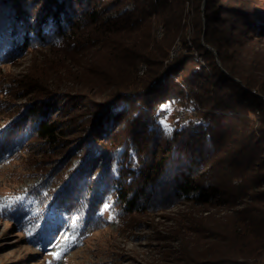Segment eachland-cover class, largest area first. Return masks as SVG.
<instances>
[{
  "label": "trees",
  "instance_id": "obj_1",
  "mask_svg": "<svg viewBox=\"0 0 264 264\" xmlns=\"http://www.w3.org/2000/svg\"><path fill=\"white\" fill-rule=\"evenodd\" d=\"M191 1L192 15L190 11L188 13L196 38L200 39L202 18L210 22L213 14L209 13L218 10L214 6H206L201 11L198 2ZM186 2L189 0H36L31 5L27 0H0V59L7 57L13 49L24 54V51L33 47L34 40L55 48L68 58L74 55L87 58L89 54L101 53L108 58V63L113 64L106 66L105 63L110 70L105 72L114 75L120 71L125 78L109 79L107 75L98 78L96 69L90 72L86 70V65H82L79 68L83 70L82 76L77 74L70 83L76 86L75 89L82 88L77 91L80 96L77 98L86 99L91 105H87L90 108L85 114H96V110L100 112L114 102H124L136 115L131 117L132 120H126V123L138 122L140 116L137 129L132 133L135 137L136 134H148L147 145L152 150V154L147 157L148 153L141 151L134 136L118 132L119 129L113 130L112 124L117 123L114 117L111 125L107 126L106 116L94 126L91 125L92 130L84 139L76 136L79 150L89 148L90 154L96 150L97 144L89 136L104 140L103 144H110L105 147L110 153L118 146L124 147L123 157L129 156V150L134 151L137 158V163L133 165L137 169L134 176H138V179L132 177L127 183L124 181L126 173H121V169L120 177L115 178L109 169L94 174L91 167L77 179L74 177L76 181L72 184H66L68 178L64 174L61 179L56 176L59 180L51 186L49 180L46 183L44 179L41 184L20 191L8 204L9 219L22 228L33 225V229L27 232L30 243L43 247L62 227L66 229L72 224L77 227L76 235L87 234L102 217L101 210L105 205L111 210L116 203L122 204L127 212L140 210L139 199L150 197L155 186L162 184L166 178H171L170 192L177 199H186L202 206L233 205L235 193L243 195L260 186V171L254 167L256 163L245 156L256 151L252 143L257 137L252 125L254 119H251L250 114L260 111L264 106L263 81L256 76L257 72H264V51L260 58L236 64L222 57L220 65L208 49L202 52L195 49L199 54L194 55L189 45L194 41L186 40L188 28L182 22ZM127 4L131 6L130 9L106 14ZM263 11L254 5L237 8L236 14L244 18L247 24V29L243 31L246 34L243 36L247 38H238L235 45L253 50L262 43L253 41L255 37L252 34H256V39L264 37ZM160 27L164 28L165 35L158 40L156 31ZM3 29H8L7 33ZM177 39H182V43L190 49L177 61L181 62L178 65H188V71L179 82L170 85L166 72L174 73L176 68L174 63L167 70L163 66L169 58L170 46ZM204 40L216 49L219 46L216 43L218 41L209 37L207 32ZM68 60L76 66L75 58ZM142 63L152 68L145 77L138 75V67ZM115 65L121 66L123 70H116L113 68ZM97 70L100 75L104 72L99 67ZM91 75L97 77L93 79ZM237 75L239 79H236ZM25 85L30 86V82L26 81ZM253 89L254 93L251 92ZM35 90L40 89L34 86L31 92ZM95 94L96 97L100 94L99 99H93ZM168 94L172 98L165 97ZM193 100L200 105L197 121L191 118L182 121L173 117V121L167 125L171 131L166 132L157 118L159 111L168 104L184 105ZM255 101L262 105L258 108L253 103ZM53 108V105L48 104L31 106L29 115L36 118L31 125L28 124L24 133L33 130L32 133L38 139L49 144L63 142L64 146L65 140H60L64 129L50 116ZM7 150L0 149L1 159L6 158ZM68 175L72 177L73 174ZM236 180L240 183L234 186ZM64 187H70L71 194L52 193ZM99 194L112 200L110 204L104 198L98 200L96 196ZM250 223V217H239L236 234L240 236ZM262 250L241 247L232 253L216 251L210 253L212 258L204 259L199 264H264V258H259Z\"/></svg>",
  "mask_w": 264,
  "mask_h": 264
},
{
  "label": "rangeland",
  "instance_id": "obj_2",
  "mask_svg": "<svg viewBox=\"0 0 264 264\" xmlns=\"http://www.w3.org/2000/svg\"><path fill=\"white\" fill-rule=\"evenodd\" d=\"M27 1L32 5L36 0ZM196 1L201 11H204L206 6H214L218 11L209 13L213 14L210 22L202 16V35L199 39L196 38L191 25L193 1L186 2L182 22H185L188 28L186 40L194 41L189 44L193 48L194 55H198L200 50L202 52L208 49L219 65L222 63L220 61L222 57L229 61L233 60V64L255 57L260 58L264 51V37L256 39V34H252V37H255L253 41L262 42L253 50L235 45L239 41L238 38L241 37L242 40L247 38L243 36L246 35L243 31L247 29V24L244 18H239L236 10L238 7L248 8L254 5L263 11L264 0ZM130 8L131 6L127 4L120 6L119 10L106 14L112 15L117 11L121 12ZM3 30L7 33L8 29ZM205 32L218 41L217 49L205 42ZM164 35V28H158L157 39L161 40ZM182 41L177 39L170 46L169 58L163 66V69L167 70L168 66L174 63L176 68L174 73L166 72L170 85L179 82L188 71V65H178L181 62H177L190 52ZM34 43L33 47L23 52L24 54L13 49L7 57L0 59V149H9L8 154L5 155L6 158H0V264H199L203 263L204 259L212 258L209 256L210 253L216 251L232 253L236 248L241 247L261 248L263 250L259 252V258H264V106L260 108V111L250 114L251 119H254L252 125L257 137L252 143L256 151L245 156L247 160L251 159L256 163L254 167L261 174L260 186L243 195L238 194L239 192L235 193V204L202 206L186 199L179 200L170 192L171 178H166L165 182L155 186L150 197L139 199V205L142 208L140 210L127 212L122 204L117 203L111 210L108 205H105L101 210L102 217L87 234L76 235L77 227L72 224L66 229L62 227L52 239L47 240L43 247L30 243L27 232L33 229V225L22 228L9 219L8 204L13 197L30 186L35 187L37 183L41 184L44 179L46 183L49 180L51 186L64 174L66 179L68 178L66 184H72L91 167L94 174L103 173L104 170L109 169V173L115 178L120 177L121 169V173H126L124 181L127 183L132 177L138 179V176H134L137 174V169L133 166L137 163L134 151L129 150V156L123 157L124 147L118 146L110 153L105 148L110 144H103L104 140L89 136L88 138L94 139L97 144L96 150L90 154L89 148L79 150L76 140L81 136L84 139L92 130L91 125L94 126L105 116L107 126L111 125L112 119L116 118L118 124H112V129H119L118 132L123 131V134L134 136L133 133L141 119L139 116L138 122L126 123V120L136 115L124 102H114L109 105V108H104L100 112L96 110L94 112L96 114L88 116L85 114L91 105L86 99L77 98L80 97L77 91L82 88L75 89L76 86L70 83L71 78L77 74L82 76L83 70L79 69L82 65H86V70L90 72L96 69L98 78L103 75H107L109 79H122L123 76L125 78L120 71L114 75L109 73L110 70L106 66L113 64L108 63V58L103 57L101 53L89 54L87 58L74 55L73 58L77 62L75 66L68 60L73 58H68L67 55L48 45L38 44L35 40ZM103 60L105 62L102 63ZM62 64L64 68H61ZM98 67L102 68L103 74L100 75ZM113 68L123 70L119 65ZM151 69L150 66L142 63L138 67V75L145 77L152 71ZM105 70L109 72L106 73ZM97 76L91 75L93 79ZM256 76L263 81L264 86V72H257ZM238 77L239 75L236 79H239ZM26 81L30 82V86L25 85ZM33 85L40 90L31 92ZM251 92L254 93L255 90ZM99 95L97 97L96 94L93 95V99L94 97L99 99ZM165 97L172 98L171 94ZM262 98L264 100V95ZM76 101L82 104L79 102V105ZM247 103L252 104L251 101ZM253 103L258 108L262 105L257 101ZM46 104L54 106L50 116L64 129V135L60 138L65 140L64 146H62L63 142L49 144L38 139L32 133L33 130L24 133V130L29 127L28 124L31 125L36 118L29 115L31 106ZM176 104H168L159 111L157 118L162 127L169 125L173 117L182 121L188 118L197 121L196 115L200 105L195 100L187 102L185 106ZM120 115L123 117H119ZM126 124H128L127 127ZM147 135L136 134L133 138L137 146L142 148L141 151L145 150L149 157L152 150L147 145L149 141ZM260 142L262 143L259 144ZM68 173L73 174L72 177H69ZM239 183V180H236L233 185L237 186ZM65 192L71 194L72 189L64 187L63 190H54L52 193ZM96 198L103 200L104 197L99 194ZM71 200L73 201V198ZM104 200L109 204L112 201L106 197ZM242 216L250 217L251 223L238 236L235 230H237L238 218Z\"/></svg>",
  "mask_w": 264,
  "mask_h": 264
},
{
  "label": "snow or ice",
  "instance_id": "obj_3",
  "mask_svg": "<svg viewBox=\"0 0 264 264\" xmlns=\"http://www.w3.org/2000/svg\"><path fill=\"white\" fill-rule=\"evenodd\" d=\"M165 131H166V132H170V131H171V128L166 126V127H165ZM106 207H107V206H106Z\"/></svg>",
  "mask_w": 264,
  "mask_h": 264
},
{
  "label": "bare ground",
  "instance_id": "obj_4",
  "mask_svg": "<svg viewBox=\"0 0 264 264\" xmlns=\"http://www.w3.org/2000/svg\"><path fill=\"white\" fill-rule=\"evenodd\" d=\"M187 114H189V113H187Z\"/></svg>",
  "mask_w": 264,
  "mask_h": 264
}]
</instances>
